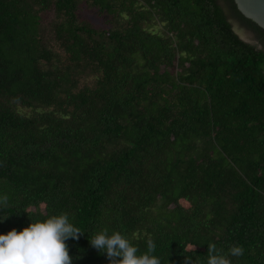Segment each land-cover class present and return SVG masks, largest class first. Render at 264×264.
<instances>
[{
    "label": "trees",
    "instance_id": "1",
    "mask_svg": "<svg viewBox=\"0 0 264 264\" xmlns=\"http://www.w3.org/2000/svg\"><path fill=\"white\" fill-rule=\"evenodd\" d=\"M87 2L123 23L0 0V233L67 213L72 264H109L88 240L105 227L161 264H207L213 243L264 264V49L228 18L264 29L234 0Z\"/></svg>",
    "mask_w": 264,
    "mask_h": 264
},
{
    "label": "clouds",
    "instance_id": "2",
    "mask_svg": "<svg viewBox=\"0 0 264 264\" xmlns=\"http://www.w3.org/2000/svg\"><path fill=\"white\" fill-rule=\"evenodd\" d=\"M7 202V196L0 195V210H6ZM5 218H0V222ZM83 233L67 213L30 219L28 226L19 231L12 228L0 233V264H72L67 241L78 240ZM88 240L93 248L106 255L109 264H161L151 239L143 252L121 231H110L107 227L88 236ZM243 252L241 246L233 245L225 254L214 243L209 244L207 264H232L229 257H240Z\"/></svg>",
    "mask_w": 264,
    "mask_h": 264
},
{
    "label": "rangeland",
    "instance_id": "3",
    "mask_svg": "<svg viewBox=\"0 0 264 264\" xmlns=\"http://www.w3.org/2000/svg\"><path fill=\"white\" fill-rule=\"evenodd\" d=\"M77 3L78 7V12L79 15L84 16L85 19L93 26L96 27H109L113 25H121L123 23V20L120 19L119 21H113L108 18L107 15L103 13H98L94 7H92L87 0H75ZM46 13V12H45ZM44 13V30L45 34H49L48 30V20L50 19V16L52 15L50 13ZM231 18V16H229ZM228 20L231 22L232 29L234 30L235 33L240 35L243 39H245L248 42H251L249 38H254V35L252 31L248 28H246L244 25L239 23L237 20L234 18H231ZM175 67L170 68V71L173 72L175 71ZM89 77L88 75H83L80 80V85H83L84 82H89Z\"/></svg>",
    "mask_w": 264,
    "mask_h": 264
},
{
    "label": "water",
    "instance_id": "4",
    "mask_svg": "<svg viewBox=\"0 0 264 264\" xmlns=\"http://www.w3.org/2000/svg\"><path fill=\"white\" fill-rule=\"evenodd\" d=\"M237 9L264 29V0H234ZM239 38L245 41L240 35Z\"/></svg>",
    "mask_w": 264,
    "mask_h": 264
},
{
    "label": "flooded vegetation",
    "instance_id": "5",
    "mask_svg": "<svg viewBox=\"0 0 264 264\" xmlns=\"http://www.w3.org/2000/svg\"><path fill=\"white\" fill-rule=\"evenodd\" d=\"M252 31V30H251ZM253 35H254V38H249L251 42V44H254L256 45L257 48H263L264 49V43H262L260 41V39H258V37L255 35V33L252 31ZM237 34V33H236ZM238 35V34H237ZM246 41V40H245ZM248 42V41H246Z\"/></svg>",
    "mask_w": 264,
    "mask_h": 264
}]
</instances>
